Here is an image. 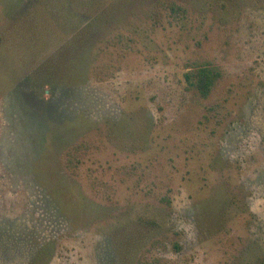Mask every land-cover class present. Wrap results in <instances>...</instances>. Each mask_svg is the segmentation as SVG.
Wrapping results in <instances>:
<instances>
[{"label": "rangeland", "instance_id": "rangeland-1", "mask_svg": "<svg viewBox=\"0 0 264 264\" xmlns=\"http://www.w3.org/2000/svg\"><path fill=\"white\" fill-rule=\"evenodd\" d=\"M263 260L264 0H0V264Z\"/></svg>", "mask_w": 264, "mask_h": 264}, {"label": "trees", "instance_id": "trees-1", "mask_svg": "<svg viewBox=\"0 0 264 264\" xmlns=\"http://www.w3.org/2000/svg\"><path fill=\"white\" fill-rule=\"evenodd\" d=\"M220 76L221 74L217 69L206 67L199 69L195 74L187 73L186 80L189 89L197 91L201 97L207 98L215 88ZM163 202H165L168 206L171 204L170 199L167 197L163 198ZM260 264H264V260L260 262Z\"/></svg>", "mask_w": 264, "mask_h": 264}]
</instances>
